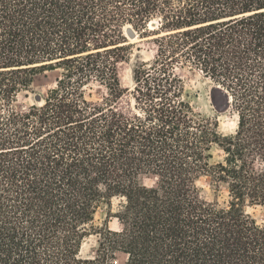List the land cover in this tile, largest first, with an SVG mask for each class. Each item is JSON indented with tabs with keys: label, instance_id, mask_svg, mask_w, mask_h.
<instances>
[{
	"label": "trees",
	"instance_id": "obj_1",
	"mask_svg": "<svg viewBox=\"0 0 264 264\" xmlns=\"http://www.w3.org/2000/svg\"><path fill=\"white\" fill-rule=\"evenodd\" d=\"M127 26L156 46L130 88ZM185 68L231 98L234 133L196 111ZM0 106V264H264V0H0ZM103 205L119 228L84 257Z\"/></svg>",
	"mask_w": 264,
	"mask_h": 264
},
{
	"label": "rangeland",
	"instance_id": "obj_2",
	"mask_svg": "<svg viewBox=\"0 0 264 264\" xmlns=\"http://www.w3.org/2000/svg\"><path fill=\"white\" fill-rule=\"evenodd\" d=\"M131 33V34H130ZM133 33V34H132ZM127 38L129 36H137V40L132 42V49L130 58L120 65V73L122 84L124 87H133V66L138 60L149 61L154 58L156 53V46L151 40H146L141 35L132 30H126ZM182 76L186 85V92L189 94V100L195 107L196 111L201 113L205 117H212L219 121V130L223 134H232L235 132L238 124L236 111L233 110L231 105L225 104L222 88L216 87L213 81L205 78L200 71H192L189 68H185L178 71ZM55 86L54 73H48V75L41 74L35 78L33 89L29 93V97L21 95L16 105L25 106L34 102L42 103L44 96L48 89ZM88 97L95 100L102 99L107 95V89L105 86L98 82H92L85 88ZM1 107V106H0ZM215 159H221L223 155L222 149L215 145L213 149ZM199 185L204 189V194L207 197H214L219 195L220 200H224L227 197V191L221 189L218 193L215 187L210 183L209 177H203ZM118 201H114V208H116ZM108 206L103 205L99 208L93 221L94 227L89 231V234L83 240L81 247V255L84 257H92L96 254L99 247L100 227L108 223L112 229H118V221L116 219L107 218ZM249 211L254 214L259 222H262L264 217V211L261 207H249Z\"/></svg>",
	"mask_w": 264,
	"mask_h": 264
},
{
	"label": "bare ground",
	"instance_id": "obj_3",
	"mask_svg": "<svg viewBox=\"0 0 264 264\" xmlns=\"http://www.w3.org/2000/svg\"><path fill=\"white\" fill-rule=\"evenodd\" d=\"M150 27L152 28L153 27V24H150ZM131 29V26H127L126 27V30L128 31V30H130ZM129 39L133 42V41H135V40H137L138 38H137V36H129Z\"/></svg>",
	"mask_w": 264,
	"mask_h": 264
},
{
	"label": "water",
	"instance_id": "obj_4",
	"mask_svg": "<svg viewBox=\"0 0 264 264\" xmlns=\"http://www.w3.org/2000/svg\"><path fill=\"white\" fill-rule=\"evenodd\" d=\"M131 34V33H130ZM133 34V33H132ZM231 98L228 97V105L230 104Z\"/></svg>",
	"mask_w": 264,
	"mask_h": 264
}]
</instances>
